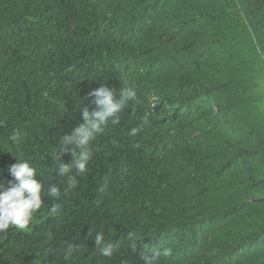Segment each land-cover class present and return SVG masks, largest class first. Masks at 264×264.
Returning a JSON list of instances; mask_svg holds the SVG:
<instances>
[{
  "label": "trees",
  "instance_id": "obj_1",
  "mask_svg": "<svg viewBox=\"0 0 264 264\" xmlns=\"http://www.w3.org/2000/svg\"><path fill=\"white\" fill-rule=\"evenodd\" d=\"M264 0H0V264H264Z\"/></svg>",
  "mask_w": 264,
  "mask_h": 264
},
{
  "label": "rangeland",
  "instance_id": "obj_2",
  "mask_svg": "<svg viewBox=\"0 0 264 264\" xmlns=\"http://www.w3.org/2000/svg\"><path fill=\"white\" fill-rule=\"evenodd\" d=\"M264 82H262V84H263Z\"/></svg>",
  "mask_w": 264,
  "mask_h": 264
}]
</instances>
